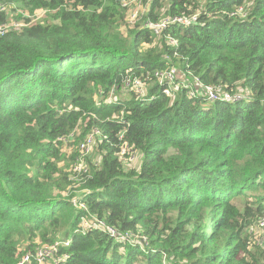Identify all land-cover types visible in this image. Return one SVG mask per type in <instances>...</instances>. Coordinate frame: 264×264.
<instances>
[{
	"label": "trees",
	"instance_id": "1",
	"mask_svg": "<svg viewBox=\"0 0 264 264\" xmlns=\"http://www.w3.org/2000/svg\"><path fill=\"white\" fill-rule=\"evenodd\" d=\"M0 2L1 26L24 22L0 34V264H38L35 248L59 238L60 264H264L250 230L264 216V0H142L134 25L120 0ZM193 14L160 36L141 23ZM170 67L174 98L153 77ZM124 140L137 168L118 160ZM79 182L86 208L62 194ZM90 214L119 236L76 232Z\"/></svg>",
	"mask_w": 264,
	"mask_h": 264
},
{
	"label": "built area",
	"instance_id": "2",
	"mask_svg": "<svg viewBox=\"0 0 264 264\" xmlns=\"http://www.w3.org/2000/svg\"><path fill=\"white\" fill-rule=\"evenodd\" d=\"M120 4L122 7H124L127 10V21L129 25H134L137 21L142 19L143 14L147 10V5H148V3H143L142 0H120ZM4 10H5V4L0 2V12ZM196 19H197L196 14L189 16L175 15L172 17H162L154 21H152L151 19L148 20L145 19L141 23L143 27L148 28L155 35L160 36L165 29L170 27L171 24L186 25L196 21ZM8 29H15V28H13V26L9 25L8 23L3 26L0 25V34H3ZM166 39L169 43L176 45V40L172 39L171 37H167ZM179 76L180 74L175 67H170L163 70H155L153 72V77L155 78L158 86L161 88V91L169 97H173L176 91L179 89L180 84L177 81ZM122 83L125 88H129L133 90L136 93V95L141 99V101H146L147 98H152V96L149 97L147 95L148 93L147 84L145 83L144 79L141 76L127 75ZM203 89L207 93H209V98H213L217 96L214 94L211 87L204 86ZM115 93H116V88L112 87L110 90V97L112 98L113 102L115 100V96H114ZM187 93L190 96L193 95L192 90L187 91ZM198 93H200V91H198ZM224 95L225 98L231 97L229 94H224ZM236 97L237 96H233L232 98L236 99ZM95 135H101V133L97 129H94L93 131L88 133L85 136L84 140L79 144V154L76 156V161L74 162V164L76 163L77 164L74 167L72 166L73 169L71 170L74 175L87 172V168L85 165L86 160L84 159V155L88 151L91 153L90 147L94 141ZM122 136L123 135L121 133L120 138ZM62 140H65V138H62ZM118 155H120V160L125 163H132L134 162V159L137 158V154L132 150H130V147H128V143L125 140L121 146ZM73 178L74 176L71 177V179ZM71 201L77 207L86 208L83 202H80L75 199H72ZM262 218H264V216L261 217L260 219ZM91 227L105 229L110 233V235L119 236L114 228L106 225L105 222H103L98 217L92 214H90L89 218L81 217L76 232L84 233ZM122 238L136 239V237L134 236V234L132 235V233L130 234L125 233ZM70 240H71L70 238H66V239L59 238L58 240H55L50 244L37 246L35 248L34 255L38 264H60L61 261L65 260L68 257V255L65 252H61V248L68 246ZM29 259H30V255L25 254L22 257L19 264H24L28 262Z\"/></svg>",
	"mask_w": 264,
	"mask_h": 264
},
{
	"label": "rangeland",
	"instance_id": "3",
	"mask_svg": "<svg viewBox=\"0 0 264 264\" xmlns=\"http://www.w3.org/2000/svg\"><path fill=\"white\" fill-rule=\"evenodd\" d=\"M5 9H7V8H5ZM40 10H38L34 15H36V16H41L42 15V13L41 12H39ZM8 24L9 25H11V26H13V28H15V29H18L20 26H22L23 24H24V22H22V21H19V20H16V19H13V18H10V21L8 22ZM129 89V88H128ZM115 95V94H114ZM176 95V94H175ZM175 95L172 97V98H174L175 97ZM119 138H120V135H119ZM123 138V136L121 137V139ZM95 141H93V143L91 144V147L93 146V144L95 145V143H94ZM91 147H90V149H91ZM89 151L84 155V159L86 160V158L88 157V155H89ZM118 156V160H120V155H117ZM139 160H140V158H139V156L137 155V158H135L134 159V162H132V163H129V164H127V166H129V167H131V168H137V165L139 164ZM81 163V162H80ZM77 164V163H76ZM76 164H74L73 162L70 164V166H69V168H68V171L70 170V169H73L72 168V166L74 167ZM82 164V163H81ZM72 173V172H71ZM71 175V174H70ZM69 177V176H68ZM70 178V177H69ZM81 179V178H80ZM70 184V183H69ZM68 184V185H69ZM82 185H83V183H80L79 182V184H76V185H74V186H72V184H70L69 186H68V188H66L63 192H62V194H64V195H67V196H69V195H72V199H75V200H77L79 197H80V195L83 193V192H85V189L82 187ZM252 226V225H251ZM253 230L254 231V233H255V235L257 236V235H259L260 233H262V232H264V218H262V219H258L257 220V223H256V225L254 226V227H251L250 228V230ZM134 234V236L136 237V239L139 237V235L140 234H138V233H133ZM263 238H264V236H263Z\"/></svg>",
	"mask_w": 264,
	"mask_h": 264
}]
</instances>
